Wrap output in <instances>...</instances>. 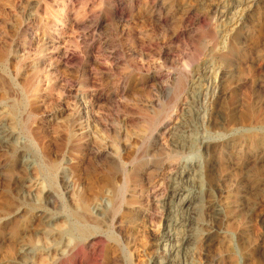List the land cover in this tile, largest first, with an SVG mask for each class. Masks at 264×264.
I'll list each match as a JSON object with an SVG mask.
<instances>
[{"label": "rangeland", "instance_id": "374dc122", "mask_svg": "<svg viewBox=\"0 0 264 264\" xmlns=\"http://www.w3.org/2000/svg\"><path fill=\"white\" fill-rule=\"evenodd\" d=\"M0 264H264V0H0Z\"/></svg>", "mask_w": 264, "mask_h": 264}, {"label": "bare ground", "instance_id": "6f19581e", "mask_svg": "<svg viewBox=\"0 0 264 264\" xmlns=\"http://www.w3.org/2000/svg\"><path fill=\"white\" fill-rule=\"evenodd\" d=\"M227 75V74H226ZM222 76V75H221ZM182 130V129H181ZM180 130V131H181ZM185 131V130H184ZM175 133V132H174ZM189 133V132H188ZM184 136V135H183ZM187 136V135H186ZM189 136V135H188ZM114 152V151H113ZM117 154H118V152H117ZM119 160H121V158L119 159ZM121 163V162H120ZM171 166V165H170ZM171 167H173V166H171ZM198 170V169H197ZM194 171V170H193ZM182 175H183V173H182ZM180 177H182V176H180ZM112 180H113V178H112ZM115 181V180H114ZM182 181V180H181ZM113 183H111V185H112ZM115 186V185H114ZM120 188H122V187H120ZM112 190H114V188L112 189ZM117 190V189H116ZM177 190V189H176ZM179 190V189H178ZM116 192V191H115ZM114 192V193H115ZM119 192V191H118ZM178 192V191H177ZM116 194V193H115ZM177 194V193H176ZM110 195H112V194H110ZM178 196V195H177ZM110 197V196H109ZM113 198V197H112ZM115 198V197H114ZM210 203V202H209ZM216 203V202H215ZM98 204V203H97ZM92 205V204H91ZM90 204H89V206H91ZM95 205V204H94ZM182 206H187V208H189L190 207V205H189V203H188V201H182ZM98 207V206H97ZM102 207V206H101ZM186 208V209H187ZM103 209V208H102ZM88 211V210H87ZM188 211V210H187ZM99 212V211H98ZM220 211H218V209L216 210V214H218ZM86 213V212H85ZM86 214H88V213H86ZM77 215V214H76ZM213 215V214H212ZM220 216V215H219ZM93 217V216H92ZM214 217V216H213ZM221 217V216H220ZM212 224V223H211ZM217 226H218V224H217ZM216 226V227H217ZM217 230V229H216ZM212 233V232H211ZM215 233V232H214ZM217 233V232H216ZM24 253V252H23ZM25 254V253H24Z\"/></svg>", "mask_w": 264, "mask_h": 264}]
</instances>
